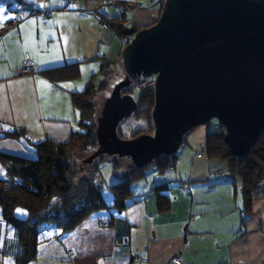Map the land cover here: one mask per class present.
<instances>
[{"label": "crops", "instance_id": "0c3cea01", "mask_svg": "<svg viewBox=\"0 0 264 264\" xmlns=\"http://www.w3.org/2000/svg\"><path fill=\"white\" fill-rule=\"evenodd\" d=\"M133 3L140 6L125 8ZM0 8L14 17L0 23V133L21 129L31 143L69 141L80 120L73 94L103 80V63L123 71L114 63L121 37L105 20L125 16L129 30L144 29L161 13V3L152 0H0ZM33 9L51 15H30ZM26 61L34 72H21ZM210 122L186 134L173 167L164 173L152 167L132 185L130 205L116 213L121 221L110 227L112 215L101 211L71 233L46 231L49 239L31 264H176L177 258L182 264H264V198L244 217L241 181L226 162L207 155L208 135L222 132L219 121ZM31 143L0 137V153L31 159ZM6 177L0 159V179ZM156 187L171 199L167 213L158 212ZM16 216L28 215L18 209ZM21 251L18 232L0 209V264H16Z\"/></svg>", "mask_w": 264, "mask_h": 264}, {"label": "water", "instance_id": "95a60500", "mask_svg": "<svg viewBox=\"0 0 264 264\" xmlns=\"http://www.w3.org/2000/svg\"><path fill=\"white\" fill-rule=\"evenodd\" d=\"M122 53L125 77L97 119L103 155L131 159L143 169L176 154L187 133L217 119L237 158L247 156L264 130V0H165L158 21L136 32ZM156 76L153 134L122 139L121 122L138 104L132 79Z\"/></svg>", "mask_w": 264, "mask_h": 264}, {"label": "trees", "instance_id": "16d2710c", "mask_svg": "<svg viewBox=\"0 0 264 264\" xmlns=\"http://www.w3.org/2000/svg\"><path fill=\"white\" fill-rule=\"evenodd\" d=\"M162 8L163 4L161 12ZM125 21L124 16L121 19H106L105 24L120 37H124L129 30ZM131 28L136 32L142 30L140 27ZM104 64L106 63L102 66L103 80L98 84L93 80L84 92L73 94V102L79 110L80 120L79 130L73 133L69 141L60 143L44 139L31 143L27 133L21 129L0 133V137L31 143L34 153V158L31 159L0 153V159L7 170V177L0 179V209L3 219L16 228L22 247V251L15 256L16 264L33 263L37 257L38 245L49 239L44 233L51 229L58 231L60 236L71 233L87 218L101 211H108L112 215L108 226L113 227L121 221V217L116 216V213L121 214L130 205L129 202L133 198L132 185L146 176L148 166L139 169L131 162L122 180L109 186L114 199L108 204L103 195L104 186L99 170V162L103 160L104 155L91 164L90 171L87 169L84 173L83 167L90 164L82 163L81 168H78L73 163L74 155L95 152L98 149L96 129L100 115L97 116L95 100L111 87L110 78L114 73L108 64ZM122 73L125 76L124 70ZM127 93L132 94L138 104L132 117L135 120H145L148 130L153 134L154 91L137 92L131 87L123 90V94ZM220 125L222 132L209 134L207 137V155L210 159L226 162L229 173L241 181L243 214L244 217L249 216L252 214L253 201L264 198V130L251 152L245 157L237 158L231 154L225 142V129L221 123ZM118 134L120 136L119 128ZM139 135H142V132L137 130L132 138ZM178 158V152L172 156H161L151 165L160 173H164L177 163ZM112 160L116 162L113 168L116 172L119 165L117 159ZM155 189L158 212H169L170 197L157 187ZM18 209L27 212L26 219L16 216Z\"/></svg>", "mask_w": 264, "mask_h": 264}, {"label": "rangeland", "instance_id": "374dc122", "mask_svg": "<svg viewBox=\"0 0 264 264\" xmlns=\"http://www.w3.org/2000/svg\"><path fill=\"white\" fill-rule=\"evenodd\" d=\"M123 69V68H122ZM123 71L118 70V72H114L110 78L111 87L107 89V91L103 94H101L97 99L95 100V104L97 107V116L101 114L103 104L106 100V98L110 95L113 86L122 80L125 76L122 73ZM95 81L97 84L100 82L101 78L96 79ZM211 126L213 127L214 123H218L217 119H213L210 122ZM120 129V136L122 139H133L132 137L135 135V132L137 130H140L142 134H151V132L148 130V123L145 120H135L133 117L126 119L125 121L121 122L119 125ZM154 133V132H152ZM94 151H90L85 154H76L73 156V163L77 165L78 168H81L84 163L82 160L90 157ZM98 159V158H97ZM96 159V160H97ZM103 160L99 162V170H100V176L103 181V195L105 197V200L108 204H111L113 202L114 196L112 191L109 190V186L118 183L120 180H122L124 173L127 171L128 167L131 165V160L128 158H113L109 157L108 155H104L102 157ZM112 159H117L119 168L116 172L113 171L114 162ZM95 161V160H94ZM94 161L91 163L93 165ZM98 163V162H96ZM84 166V171H90L92 169V166ZM149 169L147 170L146 174L149 173L150 169H152V165L148 166ZM81 172V171H80Z\"/></svg>", "mask_w": 264, "mask_h": 264}, {"label": "built area", "instance_id": "2783aa9c", "mask_svg": "<svg viewBox=\"0 0 264 264\" xmlns=\"http://www.w3.org/2000/svg\"><path fill=\"white\" fill-rule=\"evenodd\" d=\"M72 1H76V0H72ZM152 1H158L161 4H164L165 0H152ZM140 6L139 3H133L130 5H127L125 8L127 10L133 9V8H138ZM39 15L42 19H45L47 17H49L51 15L50 11H40L38 12L37 10H31L30 11V15ZM133 36L131 35H125L124 37H121V55H119L115 60L114 63L117 65H121L123 66V59H122V53L125 50V48L127 47V45H129V43L133 40ZM22 73L24 74H29L34 72V66L29 62L26 61L24 62L23 66H22ZM156 85V76H151V77H147L142 75H139L138 77H136L135 79H132V87L135 91L137 92H141V91H146V90H153L155 88ZM198 157H201V155H199ZM220 174V173H218ZM185 185H187V183H184ZM135 262H141L144 261L143 259L139 258V257H134L133 259ZM176 264H182V260L180 258H177L175 260Z\"/></svg>", "mask_w": 264, "mask_h": 264}, {"label": "snow or ice", "instance_id": "6c2138e0", "mask_svg": "<svg viewBox=\"0 0 264 264\" xmlns=\"http://www.w3.org/2000/svg\"><path fill=\"white\" fill-rule=\"evenodd\" d=\"M3 12H4V9L3 8H0V23H2L4 20L6 19H12L14 17H8V16H4L3 15ZM34 23V22H33Z\"/></svg>", "mask_w": 264, "mask_h": 264}]
</instances>
